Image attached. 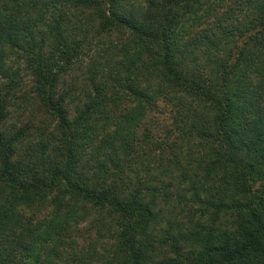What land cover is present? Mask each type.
Wrapping results in <instances>:
<instances>
[{
	"label": "trees",
	"instance_id": "1",
	"mask_svg": "<svg viewBox=\"0 0 264 264\" xmlns=\"http://www.w3.org/2000/svg\"><path fill=\"white\" fill-rule=\"evenodd\" d=\"M0 80V264H264V0H0Z\"/></svg>",
	"mask_w": 264,
	"mask_h": 264
},
{
	"label": "rangeland",
	"instance_id": "2",
	"mask_svg": "<svg viewBox=\"0 0 264 264\" xmlns=\"http://www.w3.org/2000/svg\"><path fill=\"white\" fill-rule=\"evenodd\" d=\"M2 83V80H0V84ZM22 104V103H18ZM38 104H29L26 109H24V106L19 105H13L11 107V115L9 118V122H17V121H25L28 120V118H32L34 123H37L41 120H43V115L40 111H38ZM32 114L34 116H32ZM172 115L173 113L170 111V106H167L164 101H160L158 104V111H153L149 113V116L147 117L146 125H143L146 128H149L155 137L159 138L160 140L164 138L167 134V130L170 128V123H172ZM19 119V120H18ZM176 136L171 135L168 140L171 141ZM132 175H135L132 173ZM140 177L145 176V172L140 171L139 172ZM99 217V211L96 210V208H93L89 216L85 219V221L79 223L77 226L72 228V235L74 239L77 241V244L79 247L86 248L88 245L92 244L94 241H97V238L99 237V223L98 222ZM103 240H110L109 235L105 232V235L103 236ZM102 240V241H103ZM97 250L101 251V248L99 245L96 248ZM66 264V263H62ZM72 264V263H71Z\"/></svg>",
	"mask_w": 264,
	"mask_h": 264
}]
</instances>
